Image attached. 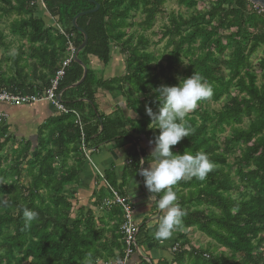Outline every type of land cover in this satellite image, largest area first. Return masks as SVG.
Wrapping results in <instances>:
<instances>
[{
	"label": "trees",
	"instance_id": "1",
	"mask_svg": "<svg viewBox=\"0 0 264 264\" xmlns=\"http://www.w3.org/2000/svg\"><path fill=\"white\" fill-rule=\"evenodd\" d=\"M31 1L0 0V16H12L7 25L9 34L25 38L29 59L47 69L45 86L67 55V40L54 25L47 26L36 17L38 10L30 5ZM93 1L99 4L98 10L76 20L88 35L78 58L85 64L87 56L92 55L106 64L115 45L124 58L125 72L104 81L87 69L82 83L62 92V102L80 112L84 99L92 113L97 89L120 91L127 94V106L140 112L141 117L134 121L119 112L109 116L91 114L94 123H90L81 116L87 145L96 148L116 138L152 140L159 129L150 128L155 127V122L146 108L159 110L154 89L161 86V81L169 86L178 84L171 73L186 59L181 78L199 75L211 87L212 95L198 102L185 117L191 135L173 146L172 151L193 155L204 152L214 168L204 181L193 178L173 186L186 212L175 231L179 250L173 252V261L264 264V14L257 13L247 0H176L186 15L170 14L169 24L161 32L162 38H168L170 50L160 67L157 56L149 50L148 39L132 34L128 28L140 14L142 29H150L156 16L163 14L167 0ZM45 6L65 33L74 34L77 48L82 35L72 27L71 20L94 4L89 0H45ZM258 52L260 56L252 62ZM81 75L82 67L71 61L58 92L77 82ZM12 86L22 93L33 91L19 83ZM207 101L224 103L219 110H209L202 105ZM74 120L71 113H56L48 119L42 126L47 136H40L33 148L28 142L21 147L12 163L9 183L0 184V200H7V204H0V264H79L93 248L96 250L103 230L95 225L91 211L71 217L73 206L64 188L75 180L86 160L79 149ZM244 120L247 124L242 127ZM5 133L6 127L0 124V153L11 138ZM71 154L76 156L75 164H68ZM137 154L135 147L128 153L130 165L125 177L137 174ZM228 155H234L233 170ZM4 158L0 156V179L5 177ZM142 160L146 162L144 155ZM22 162L25 166H21ZM106 175L105 180L109 178ZM23 177L25 182H20ZM107 183L123 195L113 181ZM112 207L116 206L109 208ZM24 208L38 213L28 227L23 219ZM188 228L205 236L212 250L222 248L227 254L191 246L182 232ZM91 257L95 259V255Z\"/></svg>",
	"mask_w": 264,
	"mask_h": 264
},
{
	"label": "crops",
	"instance_id": "2",
	"mask_svg": "<svg viewBox=\"0 0 264 264\" xmlns=\"http://www.w3.org/2000/svg\"><path fill=\"white\" fill-rule=\"evenodd\" d=\"M37 10L36 17L40 18L47 26L57 25L54 16L46 8H37ZM7 33H9L8 30ZM28 46L25 38L11 34L0 41V85L12 86V84L19 83L26 88L34 89L44 85L48 80L47 69L41 64L35 63V59H29ZM6 49L7 54H5ZM110 54L111 58L106 64L95 56H87L86 68L91 69L97 78L104 81L123 75L125 72L124 58L115 45L112 46ZM2 62H8L10 65L7 74L2 69L4 66ZM124 96L127 94L123 95V92L120 91H108L99 88L94 93L95 110L90 113L86 100L82 99L85 105L80 111V115L90 123H94L91 114L109 116L118 112L125 118L134 121L139 120L140 112L132 110L131 106H127V99ZM56 113L48 102L15 106L0 103V114L4 115L0 117V124L6 127L5 135L15 137L18 140L23 139L33 146V143H37L40 136H47L46 130L42 126ZM148 128L149 126L146 127V129ZM150 140L146 137H138L136 140L116 138L109 142L100 143L91 153L90 161H83L75 180L64 187L69 193L73 206L71 217L75 218L81 212L84 216L88 211H91L95 225L103 230L97 246H95L96 250L93 248L89 252L91 256L95 255V259L92 260L89 255L79 264H111L118 258L123 249L119 230L121 224L120 211L116 207L104 208L102 206V199L110 197V192L105 184L110 180L130 200L133 217L138 224L139 230L136 235L138 251L130 257L128 264H176L173 261L174 254L171 251V246L176 242V232L165 241H157L153 238L152 233L163 213L154 202L149 204L151 194L144 186L143 177L138 172L133 177L124 176L130 165L128 153H131L134 147L138 152L136 159L139 161V167L141 163H143V167H148L149 163L152 162L153 158L150 155L154 144H150ZM106 152L111 154L112 159L101 163L100 157ZM143 155L146 162L142 160ZM75 157L71 154L68 164H75ZM106 174L109 178L105 180ZM194 231V229L188 228L182 232L186 233V238L191 246L195 248H202V245L206 246L209 240L200 233L201 236H199L198 232ZM197 235L199 241L196 240ZM203 240L205 242H200Z\"/></svg>",
	"mask_w": 264,
	"mask_h": 264
},
{
	"label": "clouds",
	"instance_id": "3",
	"mask_svg": "<svg viewBox=\"0 0 264 264\" xmlns=\"http://www.w3.org/2000/svg\"><path fill=\"white\" fill-rule=\"evenodd\" d=\"M178 79L179 83L176 85H161L154 89L156 99L160 102L159 110L154 112L151 107H147L146 112L152 122H155V127L150 128L159 129V133L149 141L150 144H154L150 155L153 158L152 162L148 167H143L141 163L137 170L143 177L144 186L151 194L149 204L154 202L163 213L152 233L157 241L170 239L186 216L185 210L178 203L173 186L181 180L193 178L204 181L214 168L204 152L193 155L187 151L182 153L172 151L173 146L191 135L185 117L196 109L198 102L212 95L211 87L199 75L193 74ZM110 159L112 156L107 152L100 157L101 163ZM0 204H7V200H0ZM37 218L36 211L23 209L25 227Z\"/></svg>",
	"mask_w": 264,
	"mask_h": 264
},
{
	"label": "built area",
	"instance_id": "4",
	"mask_svg": "<svg viewBox=\"0 0 264 264\" xmlns=\"http://www.w3.org/2000/svg\"><path fill=\"white\" fill-rule=\"evenodd\" d=\"M30 5H33L40 9H45V0H32ZM253 9L257 13L264 14V8L259 7L258 5L251 4ZM57 29L63 34L67 40L66 44V53L67 57H65L60 63L58 68L55 70L53 76L49 79V82L45 86H41L40 88H34L33 91L29 93H22L15 86H3L0 85V103L9 104L12 106L15 105H27L38 102H48L52 108L58 114H68L71 113L75 117V124L78 130L79 136V149L83 154L84 158L87 161H90L91 153L95 150V148L89 147L87 142L85 141V135L83 132L84 123L81 120L80 113L72 108L66 107L62 100L61 95L58 92L59 82L65 73V69L68 65L73 61L74 54V42H73V34L65 33L60 26L55 25ZM3 117V114H0V117ZM130 163V160H128ZM106 188L110 192V197L105 198L103 200V205L106 207L116 206L119 208L120 216H121V224L119 226L121 241L123 244V249L121 254L118 256L116 260H114L111 264H128L130 257L135 254L137 249L136 244V235L138 232V224L135 222L133 217V208L130 200L127 196L120 194L118 191L113 189L106 183ZM179 250V244L175 242L171 246V251L176 252ZM204 257H208L207 254H203Z\"/></svg>",
	"mask_w": 264,
	"mask_h": 264
},
{
	"label": "rangeland",
	"instance_id": "5",
	"mask_svg": "<svg viewBox=\"0 0 264 264\" xmlns=\"http://www.w3.org/2000/svg\"><path fill=\"white\" fill-rule=\"evenodd\" d=\"M162 10H163V14H158L156 16L155 21L153 23V26L150 29H147V30L142 29L141 23L143 20V15H140V14L135 15V17L132 20V22H133L131 24L132 26L128 28L129 32H131L132 34L144 35L148 39L149 50L153 51L154 54L157 56V58H158L157 62L160 65V67H163V65L165 63V58L168 56V52L170 50V46L168 43L169 40H168V38H164V37L162 38L161 32L165 29V27L168 26L169 21H170L169 20L170 14L174 15V16L186 15V12L176 4V0H167L163 5ZM11 19H12V16H9V17L8 16H3V17L0 16V32H2V35L6 34V35H4V39H5V36L8 37L10 35L9 33H7V25ZM11 38H12V36H11ZM11 42H13V40H11ZM5 54H7V49H6ZM259 56H260V53L259 52L256 53L254 56H252L253 58L251 61L254 62L257 59V57H259ZM186 62H187L186 59H183V62L179 66L175 67L174 71H172V73H171L172 76H174L177 80H179L178 78H181L183 76L182 71L186 65ZM2 64L4 65V66H2V69L5 72V74H7L9 72L10 65H8V62H2ZM160 78H161V80H163L162 75H160ZM258 81H260V79ZM161 85H164L162 81H161ZM232 93L235 94V92H232ZM223 101H219V102L207 101V102H204L202 105L205 106V108H207L209 110H219L221 107H223V103H224ZM245 124H247L246 120H244V123L241 126L243 127V126H245ZM224 135H225V133L220 134V137H222ZM20 140L21 139L18 140L15 137H11L10 140L7 142L6 147L0 153L1 157H5L4 158L5 162H3V164H2V169L4 170L5 177L3 179H0V184H3V183L8 184L9 183L10 177L12 176L10 173L11 166L15 160V155L19 152V150L21 151V147H23L24 144L26 143L23 139L21 141ZM35 143L36 142L33 143V146L36 145ZM31 146H32V144H31ZM33 146H32V148H33ZM31 153H33V152L30 151L29 156L32 155ZM234 160H235L234 155H228V164H229V166H232L231 170H233V168H234ZM24 162H22L21 166H25ZM20 182H25L24 177L20 179ZM194 232H196V231H194ZM197 234L199 236H201L199 233H197ZM198 235L196 237L197 241H199ZM200 242H205V241L203 240ZM210 244L211 243H206V246L202 245V248L203 249L204 248H206V249L210 248L212 253L214 252L217 255H226L227 254V251L225 249H222V248H217L215 251L212 250V247H210Z\"/></svg>",
	"mask_w": 264,
	"mask_h": 264
},
{
	"label": "water",
	"instance_id": "6",
	"mask_svg": "<svg viewBox=\"0 0 264 264\" xmlns=\"http://www.w3.org/2000/svg\"><path fill=\"white\" fill-rule=\"evenodd\" d=\"M90 2H92L94 4V7L92 9L86 10V11H82L77 13L71 20V25L72 27L82 35V41L80 42V44L78 45V47L76 48L74 55H73V61L76 62L77 64H79L82 67V75L80 77V79L65 87L62 91L59 92V94H62L63 91H65L68 88H74L77 85H79L80 83H82V81L84 80L86 73H87V68L85 66V64L78 58V53L86 46L87 42H88V35L85 32V30L81 27H79L76 23V20L78 17L86 15L87 13H91V12H95L96 10H98L99 8V4H97L96 2H94L93 0H89ZM249 3L251 4H255L258 5L261 8H264V0H247Z\"/></svg>",
	"mask_w": 264,
	"mask_h": 264
},
{
	"label": "bare ground",
	"instance_id": "7",
	"mask_svg": "<svg viewBox=\"0 0 264 264\" xmlns=\"http://www.w3.org/2000/svg\"><path fill=\"white\" fill-rule=\"evenodd\" d=\"M73 34V33H72ZM73 36H74V34H73ZM74 49L76 50V48L74 47ZM75 52V51H74ZM74 55V54H73ZM66 57H67V55H66ZM61 95V94H60ZM62 100V99H61ZM76 110V109H75ZM80 113V112H79ZM80 117H81V115H80ZM81 120H82V118H81ZM84 157V156H83ZM104 206V205H103ZM104 207H106V206H104ZM121 254V253H120Z\"/></svg>",
	"mask_w": 264,
	"mask_h": 264
}]
</instances>
